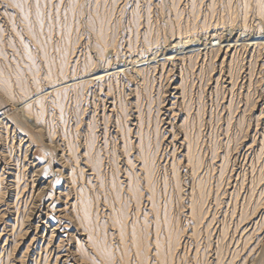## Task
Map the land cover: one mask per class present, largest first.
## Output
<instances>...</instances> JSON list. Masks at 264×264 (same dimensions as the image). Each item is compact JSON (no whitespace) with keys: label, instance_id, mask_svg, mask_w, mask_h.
I'll return each mask as SVG.
<instances>
[{"label":"rangeland","instance_id":"1","mask_svg":"<svg viewBox=\"0 0 264 264\" xmlns=\"http://www.w3.org/2000/svg\"><path fill=\"white\" fill-rule=\"evenodd\" d=\"M261 1L0 0V264L264 262Z\"/></svg>","mask_w":264,"mask_h":264},{"label":"bare ground","instance_id":"2","mask_svg":"<svg viewBox=\"0 0 264 264\" xmlns=\"http://www.w3.org/2000/svg\"><path fill=\"white\" fill-rule=\"evenodd\" d=\"M257 8L258 9H261V8H263V6H262V1L261 0H257ZM213 28V27H212ZM194 32V31H193ZM220 35V34H219ZM244 35V34H243ZM244 42V41H243ZM198 44V43H197ZM238 44V43H237ZM190 50V49H189ZM190 53V52H189ZM146 62V61H145ZM97 76V75H96ZM73 80V79H72ZM72 80H68V81H72ZM68 81H65V82H63V83H66V82H68ZM71 83H75V82H71ZM59 84V83H58ZM57 85V84H56ZM55 84L53 85H50L49 86V89L51 88V89H53L55 86H56ZM54 90V89H53ZM48 92H49V90H48ZM39 94H36L35 95V99H38L39 98ZM27 101V100H26ZM26 101H20V102H17L15 105H16V107H15V110H17V109H19V110H21L22 112L24 111V112H28V110H30L29 109V105H28V102H26ZM38 102V101H37ZM12 108H14V106L12 107ZM12 108H9V109H7L5 112H1V116H0V119H2V118H7V117H10V115H11V113L13 112V110H12ZM38 209V208H37ZM56 230V229H55ZM53 232V231H52ZM51 236V235H50ZM51 243V242H50ZM47 245H48V243H46ZM49 246V245H48ZM29 247V246H28ZM30 248V247H29ZM41 249V248H40ZM30 250V249H29ZM38 253H39V251H38ZM260 264H264V262H261Z\"/></svg>","mask_w":264,"mask_h":264}]
</instances>
